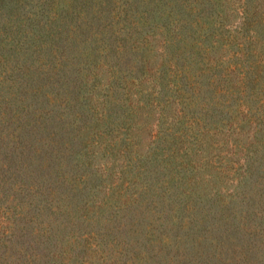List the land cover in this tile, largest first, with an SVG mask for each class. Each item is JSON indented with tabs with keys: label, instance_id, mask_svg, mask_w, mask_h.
Wrapping results in <instances>:
<instances>
[{
	"label": "trees",
	"instance_id": "1",
	"mask_svg": "<svg viewBox=\"0 0 264 264\" xmlns=\"http://www.w3.org/2000/svg\"><path fill=\"white\" fill-rule=\"evenodd\" d=\"M37 4L0 82L53 92L0 165V264H264V0Z\"/></svg>",
	"mask_w": 264,
	"mask_h": 264
},
{
	"label": "rangeland",
	"instance_id": "2",
	"mask_svg": "<svg viewBox=\"0 0 264 264\" xmlns=\"http://www.w3.org/2000/svg\"><path fill=\"white\" fill-rule=\"evenodd\" d=\"M21 4L17 3L15 0H12L8 4V0H0V79L6 74L9 73L10 70L6 65H9L13 62L15 58H19L21 60V63L25 62L31 64L33 58L36 57L34 54L23 53L22 51H16L14 49V45L12 42H8L9 39L13 38L14 36H18L17 32L18 30H23V35L28 34V37L31 36V32H29L30 26L32 25V16L35 11L40 10L41 8L44 10L45 14H43L41 17L42 20H46L47 14H51L55 7L53 6H39L37 4V0H21ZM85 7L89 8V6H77V9L74 8L72 10H69V12H66V15L64 17V21L61 24L60 21L57 23H54L52 27L55 29L61 27L65 30V33L68 32L69 28H77V23L80 21V18L78 17L79 14H81L78 11V8ZM63 20V19H62ZM61 20V22H62ZM7 24L11 25L13 28L7 32V36H9L8 39H5L4 32V26H7ZM23 24L22 28L21 25ZM10 29V27H8ZM27 30V31H25ZM41 33H38V37H41ZM77 38V40H79ZM47 40V41H46ZM41 41L46 42L44 46L45 53L43 55L49 56L51 54V51L47 49L46 47L49 45L51 41L50 36H46ZM55 42H61L54 39ZM35 48H32L34 50ZM18 50V48H17ZM22 55V56H20ZM47 56H44L45 59H47ZM9 59V60H8ZM27 59V60H26ZM17 64V61H14V65ZM38 65L35 61V67ZM34 65H31V68H33ZM14 75H12L13 77ZM15 77V76H14ZM37 79V78H35ZM43 82V81H41ZM38 83V82H37ZM5 84V85H4ZM2 83L0 82V133L1 137L3 136L4 139L0 141V157L2 162L1 164H9L8 158L11 155H15L16 152L21 150L19 138L13 137L11 135V132L16 131L21 125V122H26L30 115L32 114V108L35 107L36 96L34 95L35 89H38L40 91V94L37 95L41 99H45L46 96L44 95V92L52 93L53 90L51 89V84L47 83L46 85H38L35 83L28 84V86H25V81L22 82L20 87L17 85L15 86H9V83ZM36 84V85H35ZM3 85V86H2ZM25 86V87H23ZM27 96V97H25ZM14 98H17V100H13ZM20 98H26L24 102L31 103L30 107H28L26 104L21 101ZM1 101H4L3 103ZM9 101V102H5ZM57 111H55L56 113ZM4 115L6 116L4 118ZM7 133V134H6ZM17 147V148H16ZM16 164H21L22 162L28 163V159L26 156L22 158L14 159ZM2 173L0 172V175ZM6 177V181L4 183V187L6 189V193H12L11 187V180H13V177H7V173H4ZM161 178V176H160ZM5 194V192H4ZM1 197V196H0ZM4 199V197H1V201ZM103 223H97L95 227L105 231H112L113 225L110 223L108 224L107 228H104ZM108 239L106 240L109 242L112 240L114 235H106ZM117 241V240H116ZM84 254L85 252L80 251L79 255Z\"/></svg>",
	"mask_w": 264,
	"mask_h": 264
}]
</instances>
